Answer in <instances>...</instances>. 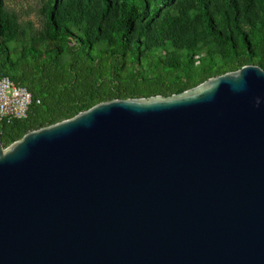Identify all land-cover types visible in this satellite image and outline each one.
Here are the masks:
<instances>
[{
    "label": "water",
    "instance_id": "obj_1",
    "mask_svg": "<svg viewBox=\"0 0 264 264\" xmlns=\"http://www.w3.org/2000/svg\"><path fill=\"white\" fill-rule=\"evenodd\" d=\"M0 264H264V70L0 143Z\"/></svg>",
    "mask_w": 264,
    "mask_h": 264
},
{
    "label": "trees",
    "instance_id": "obj_2",
    "mask_svg": "<svg viewBox=\"0 0 264 264\" xmlns=\"http://www.w3.org/2000/svg\"><path fill=\"white\" fill-rule=\"evenodd\" d=\"M0 0V77L26 89L27 132L115 99L167 97L246 65L264 70V0H44V32L12 58Z\"/></svg>",
    "mask_w": 264,
    "mask_h": 264
},
{
    "label": "rangeland",
    "instance_id": "obj_3",
    "mask_svg": "<svg viewBox=\"0 0 264 264\" xmlns=\"http://www.w3.org/2000/svg\"><path fill=\"white\" fill-rule=\"evenodd\" d=\"M43 7L44 0H2L3 14L11 20L14 28V39L6 44L12 58L31 38L43 34Z\"/></svg>",
    "mask_w": 264,
    "mask_h": 264
},
{
    "label": "built area",
    "instance_id": "obj_4",
    "mask_svg": "<svg viewBox=\"0 0 264 264\" xmlns=\"http://www.w3.org/2000/svg\"><path fill=\"white\" fill-rule=\"evenodd\" d=\"M30 104L31 97L25 88L0 77V120L25 118Z\"/></svg>",
    "mask_w": 264,
    "mask_h": 264
}]
</instances>
